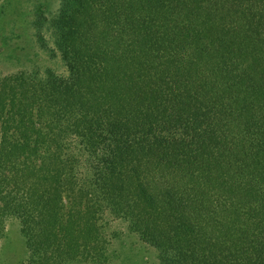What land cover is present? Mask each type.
<instances>
[{"label": "trees", "instance_id": "1", "mask_svg": "<svg viewBox=\"0 0 264 264\" xmlns=\"http://www.w3.org/2000/svg\"><path fill=\"white\" fill-rule=\"evenodd\" d=\"M55 28L65 73L0 75V241L98 263L109 215L162 264H264V0H62Z\"/></svg>", "mask_w": 264, "mask_h": 264}, {"label": "rangeland", "instance_id": "2", "mask_svg": "<svg viewBox=\"0 0 264 264\" xmlns=\"http://www.w3.org/2000/svg\"><path fill=\"white\" fill-rule=\"evenodd\" d=\"M62 0H0V75L20 71L44 73L52 69L65 73L60 56L50 48L57 37L55 22L61 14ZM105 237L98 263L73 264H162L159 249L143 243L123 220L102 221ZM103 258V259H102ZM0 264H32L19 222L5 218L0 241Z\"/></svg>", "mask_w": 264, "mask_h": 264}]
</instances>
